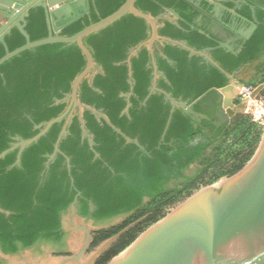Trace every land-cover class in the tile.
I'll return each mask as SVG.
<instances>
[{
    "label": "trees",
    "instance_id": "16d2710c",
    "mask_svg": "<svg viewBox=\"0 0 264 264\" xmlns=\"http://www.w3.org/2000/svg\"><path fill=\"white\" fill-rule=\"evenodd\" d=\"M124 1L89 0V14L61 35L77 33ZM222 3L257 24L237 53L201 32H208V26L196 22L200 12L191 2L135 1L158 19L159 35L178 41L154 42L156 89L146 46L130 56L149 37L144 19L127 13L84 37L95 66L79 84L78 98L96 112L85 109L82 124L75 108L48 167L44 163L65 117L22 151L20 165H13L17 149L0 158V207L10 211L0 212L3 254L41 253L49 247L65 256L68 233L61 220L75 201L79 216L103 226L93 231L90 248L116 236L95 262L106 264L195 190L233 175L250 160L262 136L261 123L243 113L216 127L211 121L197 122L184 110L210 89L225 86L229 75L236 76L246 64L253 76L240 81L263 85L259 94L264 97V8L242 0ZM165 7H173L181 19L166 16ZM25 21L23 30L13 27L0 42V57L49 35L42 7L31 8ZM85 63L75 43L53 42L23 50L0 65V152L16 137L39 133L42 124L66 110L72 81ZM215 98L209 92L194 110L214 118Z\"/></svg>",
    "mask_w": 264,
    "mask_h": 264
},
{
    "label": "water",
    "instance_id": "95a60500",
    "mask_svg": "<svg viewBox=\"0 0 264 264\" xmlns=\"http://www.w3.org/2000/svg\"><path fill=\"white\" fill-rule=\"evenodd\" d=\"M135 1L125 0L119 8L106 17L86 25L71 36H63L61 35L63 28L83 15L89 14V0H0V42H4L5 35L13 27L23 30L29 11L34 7H42L45 10L50 31L47 37L33 41L28 40L25 44L7 51L0 57V65L23 50L53 42L75 43L86 59L84 68L72 81L70 99L66 110L58 117L42 124L41 131L34 136L29 138L16 137L15 142L0 152V158L4 157L10 150L17 149L13 165H20L22 151L30 143L36 141L54 122L65 117L54 149L47 155L48 158L44 163V166L48 167L49 161L58 151V142L75 108H77L76 112L82 124V114L85 109L96 112L93 107L82 103L78 98L79 84L84 79L90 78L95 66L92 53L83 42L84 37L114 23L127 13L144 19L150 26L149 37L136 45L130 56L134 55L140 46H146L152 57V88L156 89L155 81L158 72L154 60V42L178 41L159 35L158 19L137 8ZM187 1L196 7H200L201 2H203L209 8L211 29L208 32L200 29L202 33L218 36L215 30L220 25L235 32L234 36L223 39L222 36L225 35V31L221 30L222 36H218L217 39L219 44L229 51L239 52L257 27L256 22L244 17L235 9L228 8L222 3V0ZM248 1L260 5L256 0ZM165 14L172 20L181 19L180 14L173 7H165ZM202 16L203 12H200L196 22L201 20ZM235 20L236 22L239 20V22L233 25ZM235 40L239 41L236 47L232 44ZM241 85L244 83L231 74L229 75V82L225 86L210 89L193 103L186 105L184 107L185 113L197 122L201 120L210 121L211 118L207 114L194 110L193 106L207 93L213 92L217 103L215 118L218 119V121L213 122L219 125L229 121L230 118L236 119L243 114L245 106L244 101L236 102L238 87ZM262 87L263 85L255 86L251 96H257ZM105 118L108 120L106 116ZM83 131L85 132V128ZM65 161L69 168L70 164L67 157ZM0 212L6 215L10 214V211L1 207ZM74 218L83 223L88 221L92 230L98 229L92 225V220H86L77 214L75 201L62 215L61 227L65 232L68 233L69 231L66 225L67 220ZM82 227L86 233L83 246L73 255H61L57 264L80 263V258L90 248L93 238L89 229L85 226ZM115 238L116 236L104 241L102 248L98 249L99 254ZM67 245L70 248L68 238ZM99 254L94 253L88 264H94ZM11 256L13 255L3 254L0 251V259ZM106 264H264V129L253 156L239 171L218 180L216 183L201 186L195 190L162 218L148 226L127 248L113 256Z\"/></svg>",
    "mask_w": 264,
    "mask_h": 264
},
{
    "label": "rangeland",
    "instance_id": "374dc122",
    "mask_svg": "<svg viewBox=\"0 0 264 264\" xmlns=\"http://www.w3.org/2000/svg\"><path fill=\"white\" fill-rule=\"evenodd\" d=\"M260 124V123H259ZM261 126L264 124L261 123ZM119 220V219H118ZM117 221V220H116ZM66 225L69 229L68 231V239L70 240V252L68 255H73V252L78 251L81 246H83L85 239H86V233L82 226H85L89 229V231L93 232L90 223L86 221L83 223L82 221L74 219H69L66 222ZM94 227H97L98 229L103 226H98L92 224ZM105 242H101L98 246L95 248H88L85 253L80 258L79 264H88L90 261L92 255L94 253H98L99 248H102L103 244ZM110 244V243H109ZM106 245L100 252V254L110 245ZM99 254V255H100ZM61 255L53 254L52 251L49 249V247L43 248V251L41 253L39 252H33L31 250H25L19 254L13 255L10 258H3L5 261V264H43V263H49V264H57L58 260H60ZM99 257V256H98ZM94 262V260H93ZM96 262V260H95ZM69 264H77V262H70ZM93 264V263H91ZM95 264V263H94Z\"/></svg>",
    "mask_w": 264,
    "mask_h": 264
},
{
    "label": "flooded vegetation",
    "instance_id": "af4514ba",
    "mask_svg": "<svg viewBox=\"0 0 264 264\" xmlns=\"http://www.w3.org/2000/svg\"><path fill=\"white\" fill-rule=\"evenodd\" d=\"M238 1V0H237ZM242 1H247V2H249L248 0H242ZM255 1V0H254ZM260 5H257V4H253L252 2H249L250 3V5H257V6H260V7H263L264 8V0H256ZM201 3H203V2H201ZM225 5V4H224ZM228 8H232V9H235L236 10V8L235 7H229V6H227ZM198 9H199V12H203V16H206L208 19H209V21H210V17H209V8H207V6L206 7H204V6H202L201 4H200V7H198ZM237 11V10H236ZM238 12V11H237ZM239 13V12H238ZM203 16H202V18H203ZM201 18V19H202ZM237 20V19H236ZM236 20H235V23H233V25H236L238 22H239V20H238V22H236ZM252 21V20H251ZM255 22V21H254ZM210 23V22H209ZM207 24V26H208V29L210 30L211 28V23L210 24H208V22L206 23ZM220 25V24H219ZM218 27V26H217ZM221 30H223V31H225V35L224 36H222V31ZM216 32H217V35L218 36H222V38L223 39H226V38H230V37H232V36H234L235 35V32H233L232 30H230V29H228V28H226L225 26H223V25H220L218 28H216V30H215ZM218 36H216V38L218 39ZM238 43H239V41H237V40H235L234 42H232V44L236 47L237 45H238ZM237 75H239V76H241V79L242 80H247V79H250V78H252V76H253V71H252V69L250 68V65L249 64H246L239 72H237ZM212 99V98H211ZM214 102H215V110H214V118H212L211 116H209L210 118H211V122L216 126V127H219L220 125H222V124H224V123H229L233 118H230V120L229 121H227V122H224V123H221V124H219V125H217V124H215L213 121H218V119H216L215 118V111H216V106H217V103H216V98L214 99ZM233 120H235V119H233ZM222 179V178H221ZM91 232V231H90ZM91 234L93 235V232H91ZM51 251H52V253L53 254H55V250H53V249H51V248H49ZM32 251V250H31ZM70 252V248H69V246L67 245V249L66 250H64L63 251V253L62 254H66V255H68V253ZM75 252H73V254H74Z\"/></svg>",
    "mask_w": 264,
    "mask_h": 264
},
{
    "label": "built area",
    "instance_id": "2783aa9c",
    "mask_svg": "<svg viewBox=\"0 0 264 264\" xmlns=\"http://www.w3.org/2000/svg\"><path fill=\"white\" fill-rule=\"evenodd\" d=\"M238 86V85H237ZM254 86L241 85L238 87V99L244 101L245 115L250 116L253 120L264 124V97L258 94L255 97L251 96Z\"/></svg>",
    "mask_w": 264,
    "mask_h": 264
},
{
    "label": "crops",
    "instance_id": "0c3cea01",
    "mask_svg": "<svg viewBox=\"0 0 264 264\" xmlns=\"http://www.w3.org/2000/svg\"><path fill=\"white\" fill-rule=\"evenodd\" d=\"M224 13H225V11H224ZM210 17V16H209ZM198 23H207L208 22V24H210L209 22V19L206 17V16H203V18L201 19V20H199V21H197ZM211 25V24H210ZM209 30V29H208ZM236 77L238 78V79H241V76H239V75H237L236 74ZM208 94V93H207ZM211 95H213V94H211ZM210 95V96H211Z\"/></svg>",
    "mask_w": 264,
    "mask_h": 264
}]
</instances>
